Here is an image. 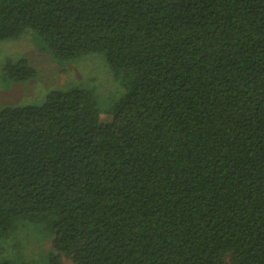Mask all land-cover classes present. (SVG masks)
<instances>
[{
	"label": "trees",
	"instance_id": "16d2710c",
	"mask_svg": "<svg viewBox=\"0 0 264 264\" xmlns=\"http://www.w3.org/2000/svg\"><path fill=\"white\" fill-rule=\"evenodd\" d=\"M28 32L129 90L111 121L81 86L0 108V239L53 233L0 264H264V0H0V40Z\"/></svg>",
	"mask_w": 264,
	"mask_h": 264
},
{
	"label": "rangeland",
	"instance_id": "374dc122",
	"mask_svg": "<svg viewBox=\"0 0 264 264\" xmlns=\"http://www.w3.org/2000/svg\"><path fill=\"white\" fill-rule=\"evenodd\" d=\"M23 56L36 68L37 76L26 82H12L0 69V108L41 104L52 89L81 86L96 95L100 119L111 121L112 109L129 90L127 82L114 73L103 53L93 52L70 60L58 59L35 32L13 40H0L1 62L6 59L15 61ZM17 226L16 234L0 239V258L44 260L52 248V232L28 219L19 220ZM64 263L72 264L67 259Z\"/></svg>",
	"mask_w": 264,
	"mask_h": 264
}]
</instances>
